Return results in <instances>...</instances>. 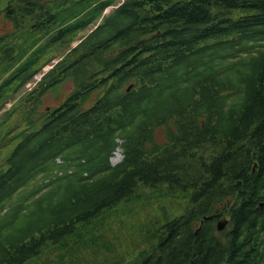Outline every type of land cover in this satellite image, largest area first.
Instances as JSON below:
<instances>
[{
    "label": "trees",
    "instance_id": "trees-1",
    "mask_svg": "<svg viewBox=\"0 0 264 264\" xmlns=\"http://www.w3.org/2000/svg\"><path fill=\"white\" fill-rule=\"evenodd\" d=\"M115 3L0 0V98L54 59L26 98L64 96L0 169V264L25 263L139 183L191 190L142 264H242L191 229L228 202L264 224V0H124L103 15Z\"/></svg>",
    "mask_w": 264,
    "mask_h": 264
},
{
    "label": "rangeland",
    "instance_id": "rangeland-1",
    "mask_svg": "<svg viewBox=\"0 0 264 264\" xmlns=\"http://www.w3.org/2000/svg\"><path fill=\"white\" fill-rule=\"evenodd\" d=\"M2 25L0 22V29ZM68 91V86L61 89L64 94ZM22 92L24 90L7 99L4 90L0 98V104L11 101L12 105L0 113V169L5 168L7 159L21 140V133L39 130L45 120L41 112L53 108L64 97L56 99L47 94L39 106L34 98L22 96ZM121 158V150L116 149L110 161L117 163ZM190 196L191 190L139 183L129 199L103 209L89 221L78 222L72 234L57 244H44L36 256L23 264H142L143 252H152L161 226L182 214ZM34 207L29 219L37 224L38 214Z\"/></svg>",
    "mask_w": 264,
    "mask_h": 264
},
{
    "label": "flooded vegetation",
    "instance_id": "flooded-vegetation-1",
    "mask_svg": "<svg viewBox=\"0 0 264 264\" xmlns=\"http://www.w3.org/2000/svg\"><path fill=\"white\" fill-rule=\"evenodd\" d=\"M252 204L249 200L245 203L247 207ZM227 206L225 214L212 223L205 237L210 256L213 257L216 251L223 250L225 258L229 259L232 254L229 251L232 250L239 255L242 264H256L260 253L264 251V224L260 217H253L255 211L249 209L238 218L230 208L231 203L228 202ZM222 258L223 254L221 260Z\"/></svg>",
    "mask_w": 264,
    "mask_h": 264
},
{
    "label": "water",
    "instance_id": "water-1",
    "mask_svg": "<svg viewBox=\"0 0 264 264\" xmlns=\"http://www.w3.org/2000/svg\"><path fill=\"white\" fill-rule=\"evenodd\" d=\"M130 89V87L128 88V90Z\"/></svg>",
    "mask_w": 264,
    "mask_h": 264
}]
</instances>
